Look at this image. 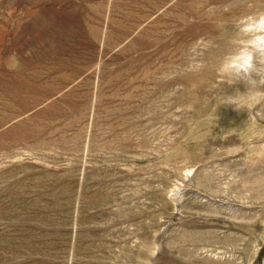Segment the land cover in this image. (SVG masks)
Returning a JSON list of instances; mask_svg holds the SVG:
<instances>
[{
	"label": "rangeland",
	"instance_id": "obj_1",
	"mask_svg": "<svg viewBox=\"0 0 264 264\" xmlns=\"http://www.w3.org/2000/svg\"><path fill=\"white\" fill-rule=\"evenodd\" d=\"M0 264H264V0H0Z\"/></svg>",
	"mask_w": 264,
	"mask_h": 264
}]
</instances>
